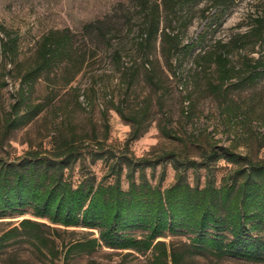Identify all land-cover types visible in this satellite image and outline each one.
I'll list each match as a JSON object with an SVG mask.
<instances>
[{"label": "rangeland", "instance_id": "374dc122", "mask_svg": "<svg viewBox=\"0 0 264 264\" xmlns=\"http://www.w3.org/2000/svg\"><path fill=\"white\" fill-rule=\"evenodd\" d=\"M257 9L264 10V0H233L229 10L217 14L204 0L179 11L167 25L170 32L181 33L184 44L203 39L194 51L196 55L215 42L247 32ZM106 18L109 21L103 28L107 40L97 29L85 31L87 25ZM179 18L187 19L186 30L178 25ZM140 23L133 0H0V45L8 41L6 35L17 41L13 56L0 50V159L14 161L28 152L53 151L54 141L62 133L79 149L76 163L66 172L74 187L87 180L96 186L113 185L119 177L114 173L116 167L124 190L129 188L131 172L138 184L145 179L166 189L177 182L179 165V172L191 186L203 188L210 179L220 187L235 170L247 168L248 162L264 165V78L240 90L226 86L227 91L216 96L208 86L209 82L218 83L213 68L195 77L200 68L188 57L182 59L175 75L166 69L158 43L156 51L148 49L153 53L151 61H160L151 70L157 78L149 82L144 74L152 66L144 70L137 45ZM165 26L163 23L162 29ZM64 29L77 35L85 65L73 78L58 71L38 80L25 97L32 106L43 105L44 112L24 128H10L7 120L15 116V107L22 99L20 78L35 62L37 43L49 31ZM263 54L264 48L257 46L251 56ZM171 63L176 66L174 60ZM131 66L138 67L141 75L129 89L121 73ZM146 103L148 130L133 141L131 123L115 109L133 115ZM226 150L238 156L240 164L226 159L211 161V155L223 156ZM22 219L46 224L42 234L55 241L58 256L19 239L0 246V264H173L171 257L165 263L156 261L158 252L140 255L105 247L92 255L65 259L62 244L87 232L75 229V234L59 238L47 228L53 227L49 222L34 218L31 211L22 218L0 221V237ZM190 239L180 234L157 241L166 243L169 253L172 249L182 253L181 264H264L198 252Z\"/></svg>", "mask_w": 264, "mask_h": 264}, {"label": "trees", "instance_id": "16d2710c", "mask_svg": "<svg viewBox=\"0 0 264 264\" xmlns=\"http://www.w3.org/2000/svg\"><path fill=\"white\" fill-rule=\"evenodd\" d=\"M202 1L133 0L140 13L141 35L137 44L142 53L140 60L144 70L152 66L144 74L146 79L153 82L157 78L151 70L155 69V62L159 64L160 61H151L153 53L148 49L156 51L160 43L166 69L175 75L182 67V59L188 57L192 58L195 68H200L195 77L213 68L218 83L209 82L208 86L210 93L216 96L225 93L226 86L239 90L253 86L264 78V54L258 58L251 56L256 53L257 46L264 48V10L255 11L247 32L226 42H215L209 49L194 55L203 39L184 44L181 33L170 32L167 23L185 7ZM206 1L217 14L229 10L233 2ZM107 21L109 18L91 23L85 31L92 33L97 29L105 39L107 32L103 26ZM177 22L183 30L189 26L187 19L179 18ZM163 23L166 26L162 29ZM6 37L8 41H2L0 50L5 56H13L17 41L9 35ZM79 50L77 35L69 29L52 30L42 36L37 43L35 62L20 78L22 99L15 107V116L7 120L10 128H24L44 112L43 105L32 106L25 97L38 80L58 71L69 78L81 72L86 61ZM173 60L175 67L171 63ZM140 75V69L133 66L121 73L122 79L128 80L129 89ZM115 110L131 123L133 141L147 132V103L133 115L119 108ZM54 144V150L48 153L28 152L14 161L0 159V221L22 218L31 211L34 218L49 222L53 227L47 228H52L59 238L69 232L75 234V229H83L87 233L80 239L62 244L65 259L92 255L105 247L140 255L158 252L156 261L165 263L171 257L173 264H181L184 255L173 249L169 253L167 244L157 240L167 235L187 234L191 236V247L198 252L205 251L219 258L264 261V165L248 162L247 168L235 170L220 187L211 179L203 188L191 186L179 172V165H176L177 182L166 189L153 186L145 179L138 184L131 172L128 174L129 188L124 190L120 183L121 171L116 167L114 173L119 177L113 185L96 186L87 180L74 187L66 172L76 163L79 149L62 133ZM226 151L223 156L214 153L211 161L226 159L240 164L238 156ZM42 227L46 224L22 219L18 226L0 237V246L12 240H28L43 247L52 257L58 256L55 241L42 234Z\"/></svg>", "mask_w": 264, "mask_h": 264}]
</instances>
